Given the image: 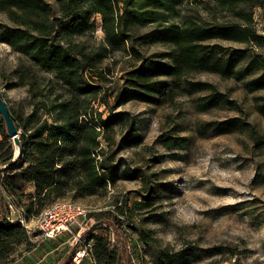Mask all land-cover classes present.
Here are the masks:
<instances>
[{"label": "trees", "instance_id": "1", "mask_svg": "<svg viewBox=\"0 0 264 264\" xmlns=\"http://www.w3.org/2000/svg\"><path fill=\"white\" fill-rule=\"evenodd\" d=\"M204 1L0 0V12L9 21L0 23V42L20 56L14 75L20 86L27 87L32 108L23 119L11 114L20 130L21 147L15 157L0 115V159L5 167L0 169V179L2 176L7 190V173L16 166L20 180L33 184L27 195L29 203L23 205L29 218L64 195L73 199L104 196L108 185L114 186L119 179L143 178L136 168L112 163L101 147V140H112L114 127L121 132L120 145H142L136 120L117 110L132 100L162 105L177 96L200 94L192 100L199 113L214 109L238 113L222 121L197 124L195 132L200 137L240 133L247 136L251 147L264 149V130H256L238 102L210 82L189 78L191 73L210 72L240 82L248 94L264 91V34L255 28L253 13L264 0H207L213 6L206 2L204 9L216 8L224 14L212 21L187 8L190 3ZM94 17L100 19L103 38L98 45L87 46L78 39L94 31ZM215 40L239 46L219 45ZM145 46H163L167 51L145 54ZM116 53L129 56L134 63L107 95L101 85L108 81L109 69L101 65ZM100 95L106 104L107 97L113 99L104 119L91 106ZM253 102L255 111L264 118V96H254ZM159 141L167 149H178L185 147L188 138L163 133ZM143 181L144 188L139 191L143 201L128 206L125 199L116 211L88 215L94 223L80 240L91 243L90 255L96 264H130L134 257L132 249L131 256L127 250L130 240L125 220L152 197L150 182ZM7 216V203L0 191V261L11 253L12 244L28 237L25 229ZM110 227L115 229V243L109 239ZM152 240L144 242L152 249L154 264L194 262L203 255L224 253L216 246L172 252L155 247ZM78 246L58 264H68Z\"/></svg>", "mask_w": 264, "mask_h": 264}, {"label": "rangeland", "instance_id": "2", "mask_svg": "<svg viewBox=\"0 0 264 264\" xmlns=\"http://www.w3.org/2000/svg\"><path fill=\"white\" fill-rule=\"evenodd\" d=\"M206 2L200 5L190 3L187 8H192V13H198L208 21L221 19L224 14L218 9H204L209 3ZM253 13L254 26L262 35L264 4L256 7ZM94 18V31L78 39L87 46H96L103 38V32L99 29L100 19ZM0 23L9 24L2 12ZM213 42L239 46L238 43L223 40ZM142 51L149 54L167 51V48L145 46ZM19 63V54L0 42V94L10 113L23 119L32 108L27 87L20 86L14 75ZM133 63L129 56L122 53L113 54L103 61L101 66L109 69L106 73L108 81L101 85L107 95L121 83L123 72L130 70ZM37 75L39 78L42 76ZM189 78L215 85L241 105L244 117L253 123L256 130H264V118L255 111L253 102V97L264 96V91L248 94L240 82L210 72L191 73ZM199 95L177 96L172 102L162 105L144 104L136 100L119 105L118 111H126L136 120L143 143L133 148L120 145L121 132L114 127L110 134L112 140L109 143L101 140V147L107 151L106 157L112 163L136 168L143 178L134 181L119 179L114 186L108 185L104 196L95 194L73 199L64 195V198L52 202H77L88 211V215L95 211H116L115 208L125 199L128 206L135 201H143L139 194L144 188L143 179L150 182V201L133 210L127 221L123 215L120 216L128 225L125 226L130 240L127 250L130 254L132 249L134 256L130 264H154L150 257L152 249L147 247L145 239H153L155 247L172 252L185 247H192L196 251L198 248L216 246L224 250L222 254L203 255L194 262L181 264H264V149L251 147L247 136L240 133L200 137L195 132L197 124L209 120L222 121L238 113L222 109L199 113L192 103ZM101 96L93 100L91 106L104 119L109 114L113 99L107 97L106 104L101 102ZM163 133L187 137L188 141L184 148L167 149L159 141ZM10 141L15 157L18 153ZM4 168L0 159V169ZM18 171L16 166L9 169L7 193L18 204L27 205L29 192L26 191L29 187L20 180ZM90 219L91 225L94 218ZM106 232L97 231L96 234ZM108 232L112 243H115V229L110 227ZM78 244L80 246V242L74 241L69 234H62L47 242L28 236L26 241L12 244L11 253L0 263L58 264L59 259L63 255H70L72 248ZM48 250L51 252L46 253ZM93 262L90 256L80 264Z\"/></svg>", "mask_w": 264, "mask_h": 264}, {"label": "built area", "instance_id": "3", "mask_svg": "<svg viewBox=\"0 0 264 264\" xmlns=\"http://www.w3.org/2000/svg\"><path fill=\"white\" fill-rule=\"evenodd\" d=\"M0 184V191L7 203V219L11 223H19L28 236H34L39 241L55 239L62 234L73 236L74 241L80 242V246L68 264H80L85 257L91 256V243L80 240L81 235L91 226V219L88 218V211L79 203L72 201L55 202L48 205L37 216L29 218L25 207L15 202L7 193L5 184L2 182V176ZM109 239L113 241L111 235H109ZM93 264L96 263L93 262Z\"/></svg>", "mask_w": 264, "mask_h": 264}, {"label": "water", "instance_id": "4", "mask_svg": "<svg viewBox=\"0 0 264 264\" xmlns=\"http://www.w3.org/2000/svg\"><path fill=\"white\" fill-rule=\"evenodd\" d=\"M0 115L3 118L6 133L9 139L12 140L14 147H16V151L19 152L21 147V142L19 138L20 131L17 128V125L14 123L10 110L8 109L3 97L0 94Z\"/></svg>", "mask_w": 264, "mask_h": 264}, {"label": "crops", "instance_id": "5", "mask_svg": "<svg viewBox=\"0 0 264 264\" xmlns=\"http://www.w3.org/2000/svg\"><path fill=\"white\" fill-rule=\"evenodd\" d=\"M27 186L29 187L28 189H27V191L26 192H29V193H31V191H33V184H27ZM47 241H50V240H47ZM47 241H45V242H47ZM62 244H63V242H62ZM61 244V245H62ZM49 252H51L50 250H48L46 253H49ZM45 255H47V254H45Z\"/></svg>", "mask_w": 264, "mask_h": 264}]
</instances>
